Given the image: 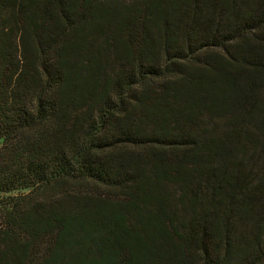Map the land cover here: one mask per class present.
<instances>
[{
  "label": "trees",
  "instance_id": "1",
  "mask_svg": "<svg viewBox=\"0 0 264 264\" xmlns=\"http://www.w3.org/2000/svg\"><path fill=\"white\" fill-rule=\"evenodd\" d=\"M0 264H264V0H0Z\"/></svg>",
  "mask_w": 264,
  "mask_h": 264
}]
</instances>
